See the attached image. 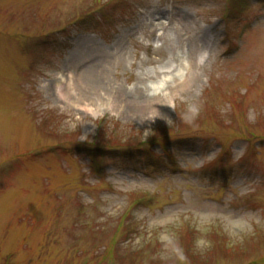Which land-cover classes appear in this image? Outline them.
Segmentation results:
<instances>
[{
  "label": "rangeland",
  "instance_id": "rangeland-1",
  "mask_svg": "<svg viewBox=\"0 0 264 264\" xmlns=\"http://www.w3.org/2000/svg\"><path fill=\"white\" fill-rule=\"evenodd\" d=\"M0 264H264V0H0Z\"/></svg>",
  "mask_w": 264,
  "mask_h": 264
},
{
  "label": "bare ground",
  "instance_id": "bare-ground-1",
  "mask_svg": "<svg viewBox=\"0 0 264 264\" xmlns=\"http://www.w3.org/2000/svg\"><path fill=\"white\" fill-rule=\"evenodd\" d=\"M155 18L151 16L150 20H148V22L155 20ZM189 18H190V15L185 13V15H184L185 21L189 20ZM160 33L161 32H159V34ZM97 42L88 41L87 43H89V44L86 47H83L86 50L85 51L81 50V51H78L76 53H73L70 56V59L68 61V64L71 67L69 69H72L73 71H78V72L80 71V77H78V80L83 79V81L81 80L82 90H86L88 88L85 92H89L92 95H94L95 91H99L102 85H101L100 80L98 81L97 78H93V80H92V77H90V75L95 70V68H98V67L102 66L105 62H107V54L104 53L103 47ZM101 43H103V42H101ZM81 45L82 44L80 43L75 50H77L78 47ZM117 46H119V45L117 44ZM192 50H193V48H192ZM121 51H122V48H121ZM190 59H191V57H190ZM181 67L184 68V65ZM182 68H180V69H182ZM164 72L167 73L166 70ZM165 73H164V75H165ZM188 78L189 79L187 80L186 84L182 85V86H184L183 88H185V89L191 90L194 83L197 82L199 76L194 71V72H190V76H188ZM76 80H77V78H76ZM63 84L67 85V83H63ZM63 84L61 86H59V91L62 94V97L66 100L73 99L74 98L73 95H75L73 93V88L75 86H73V84H68V87L66 86V88H64ZM83 94H86V93H83ZM138 95H141V94H138ZM83 97H85V96H82V98ZM138 98H142V97L139 96ZM154 103H155L156 107L157 106H160V107L165 106V105H162L163 104L162 101L159 102V100H157V99L154 100Z\"/></svg>",
  "mask_w": 264,
  "mask_h": 264
}]
</instances>
